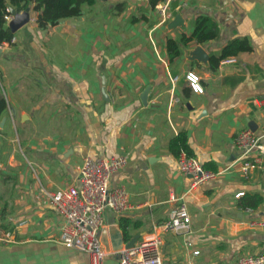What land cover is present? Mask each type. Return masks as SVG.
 <instances>
[{"label":"crops","instance_id":"crops-1","mask_svg":"<svg viewBox=\"0 0 264 264\" xmlns=\"http://www.w3.org/2000/svg\"><path fill=\"white\" fill-rule=\"evenodd\" d=\"M170 8L163 25L154 1L95 0L45 31L31 8L30 23L0 45V264H91L60 243L63 220L46 193L75 185L85 158L120 155L129 163L112 186L127 190L131 208L104 215V264H118L180 203L191 231L163 234V264H235L264 253V157L245 175L236 145L252 123L264 143V0H173ZM177 15L184 25L171 29ZM199 16L215 19L219 39L171 61L168 40L190 35ZM242 38L252 50L212 70V55ZM199 46L208 62L194 55ZM191 73L203 93L191 88ZM184 131L194 158L221 173L201 188H191L169 149Z\"/></svg>","mask_w":264,"mask_h":264},{"label":"built area","instance_id":"built-area-1","mask_svg":"<svg viewBox=\"0 0 264 264\" xmlns=\"http://www.w3.org/2000/svg\"><path fill=\"white\" fill-rule=\"evenodd\" d=\"M142 3L153 0H139ZM156 11L161 24H167L174 16L171 12L173 0H156ZM12 16H7V23ZM14 42V40H12ZM224 64L236 62L234 57L222 61ZM195 76L196 80L190 79ZM195 93H203L199 78L191 73L187 76ZM197 86L199 91L196 90ZM236 145L241 153V171L248 175L261 168L264 157V143L252 130L241 131L236 138ZM179 171L190 177L191 188L204 187L216 180L221 173L204 169L195 158L181 153L177 159ZM129 158L126 155L110 158L84 159L79 171L78 182L70 187L47 192V198L59 217L63 220L60 243L69 249H75L91 256V264H104L107 252L101 241L100 232L104 227L106 211L123 215L131 208L130 196L124 187H113L114 176L127 167ZM243 193L237 195L241 197ZM191 215L184 203H180L172 211L170 219L155 227L153 235L137 242L134 247L124 249L118 254V264H163V234H188L191 231ZM264 226V221L262 222ZM200 253L196 251L193 256ZM186 264H196L189 261ZM235 264H264V253L244 257Z\"/></svg>","mask_w":264,"mask_h":264},{"label":"trees","instance_id":"trees-1","mask_svg":"<svg viewBox=\"0 0 264 264\" xmlns=\"http://www.w3.org/2000/svg\"><path fill=\"white\" fill-rule=\"evenodd\" d=\"M154 1V7L157 1ZM95 0H0V45L11 43L14 34L7 26L6 17L11 16L10 10L23 12L33 8L37 12L36 22L41 30H48L58 26L63 20L75 17H81L84 14V5H93ZM220 37L219 24L209 16H199L193 24V30L190 35L183 34L178 40L169 39L167 50L171 61L179 58L184 48L196 45H205L209 42L217 41ZM252 46L248 39H235L229 42L218 55H212L210 63L211 69L216 70L222 61L230 57H236L240 53L250 52ZM7 109V102L0 98V116ZM171 153L179 157L181 153H186L189 157L195 155L190 147L187 133L181 132L174 138L169 145ZM206 170L208 168L204 167ZM261 203L257 201L256 205Z\"/></svg>","mask_w":264,"mask_h":264},{"label":"water","instance_id":"water-1","mask_svg":"<svg viewBox=\"0 0 264 264\" xmlns=\"http://www.w3.org/2000/svg\"><path fill=\"white\" fill-rule=\"evenodd\" d=\"M12 19L7 23L8 28L11 30L12 34H16L20 29H22L24 26L28 25L31 21L30 18V9H27L23 12H17L15 10H10ZM183 18L181 15H177L175 19L170 23V28L175 29L178 27L183 26ZM1 52V49H0ZM194 55L197 57V60L208 62L209 56L205 52V50L202 47H197V49L194 52ZM149 91H146L145 94L142 96L143 101L145 102L147 99V94ZM250 128L253 132H255L257 129L254 127L253 123L250 124ZM140 239V236L137 235L127 246V249L134 247V245L138 242Z\"/></svg>","mask_w":264,"mask_h":264},{"label":"clouds","instance_id":"clouds-1","mask_svg":"<svg viewBox=\"0 0 264 264\" xmlns=\"http://www.w3.org/2000/svg\"><path fill=\"white\" fill-rule=\"evenodd\" d=\"M190 79H192L193 81L196 80V77L195 76H191ZM194 87H196V90L199 91V88L197 86L194 85Z\"/></svg>","mask_w":264,"mask_h":264}]
</instances>
